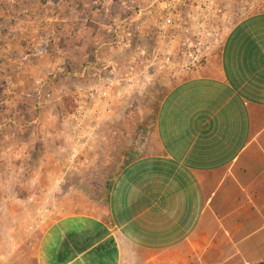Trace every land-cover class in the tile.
<instances>
[{
  "label": "crops",
  "instance_id": "0c3cea01",
  "mask_svg": "<svg viewBox=\"0 0 264 264\" xmlns=\"http://www.w3.org/2000/svg\"><path fill=\"white\" fill-rule=\"evenodd\" d=\"M51 1L67 10L65 30L84 9L66 33L101 70L121 68L137 47H162L163 0ZM216 1L221 41L199 70L174 64L112 101L98 133L134 136L109 203L51 220L36 264H264V0ZM184 29L163 47L175 63L192 39Z\"/></svg>",
  "mask_w": 264,
  "mask_h": 264
},
{
  "label": "rangeland",
  "instance_id": "374dc122",
  "mask_svg": "<svg viewBox=\"0 0 264 264\" xmlns=\"http://www.w3.org/2000/svg\"><path fill=\"white\" fill-rule=\"evenodd\" d=\"M53 2L0 0V264H36L51 220L104 209L134 136L110 129L76 141V110L89 105L79 88L95 64L85 61L84 40L66 33L78 31L84 9L76 7L65 30L67 10Z\"/></svg>",
  "mask_w": 264,
  "mask_h": 264
},
{
  "label": "built area",
  "instance_id": "2783aa9c",
  "mask_svg": "<svg viewBox=\"0 0 264 264\" xmlns=\"http://www.w3.org/2000/svg\"><path fill=\"white\" fill-rule=\"evenodd\" d=\"M162 4V16L155 25L162 38V47H137L131 59L121 68L114 65L110 70L106 67L101 70L100 65L98 68L94 65L93 79L85 84L88 85L86 88L80 86L79 92H84H80V95L85 96V100L92 106L84 102L76 110L75 125L79 133H75V138L78 143L85 144L92 135L96 137L99 134L101 125L111 113L114 99L143 91L152 82L156 72L168 70L174 64L184 74L199 70L220 44L222 32L219 22L222 12L216 0H163ZM188 5H192L191 12L185 11ZM186 21L188 26L184 25ZM183 27L192 33V39L175 63V54L167 52L163 47L166 38L172 37V33H177ZM120 35L124 45L131 43L134 38L130 29ZM172 40L178 41L175 37Z\"/></svg>",
  "mask_w": 264,
  "mask_h": 264
}]
</instances>
